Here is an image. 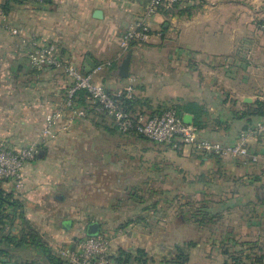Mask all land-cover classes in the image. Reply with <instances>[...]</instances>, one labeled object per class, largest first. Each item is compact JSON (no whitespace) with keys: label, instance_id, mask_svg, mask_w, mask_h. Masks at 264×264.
<instances>
[{"label":"crops","instance_id":"0c3cea01","mask_svg":"<svg viewBox=\"0 0 264 264\" xmlns=\"http://www.w3.org/2000/svg\"><path fill=\"white\" fill-rule=\"evenodd\" d=\"M150 3L25 0L12 3L6 14L0 11V142L12 148L37 142L40 147L37 158L22 169L24 186L11 181L3 186L23 201L26 217L56 251L73 246L84 226L105 223L116 225L117 241L128 234L141 237V231V248L149 254L151 238L162 237L156 225L171 221L166 229L175 242L170 258L180 235L188 237L183 242L194 240L180 225L198 224L193 215L180 216V209L190 210L180 206L179 194L201 202L221 197L210 206L215 221L225 212L223 205L251 192L258 199L250 202L251 211L257 214L242 220V233L232 228L223 235L226 259L228 248L236 250L235 242L264 244V135L249 138L247 157H221L186 145L174 158L171 144L123 133L110 116L95 111L71 123L66 111L56 135H42L46 116L62 108L72 79L61 68H32L29 52L39 40L56 44L65 59L85 72L86 58L95 64L112 61L96 78L111 93L132 85L138 111L155 114L189 102L203 106L201 138L235 143L242 131L264 119L241 115L256 100L264 101V0H178L147 16ZM186 6L195 7L191 16L180 14ZM96 10H102V17L94 15ZM142 16L153 30L149 42L122 48L128 24ZM6 26L22 33L13 34ZM131 49L129 76L120 77L118 66ZM181 113L194 123L193 112ZM147 257L148 264L156 259L154 253ZM0 264L16 263L3 258Z\"/></svg>","mask_w":264,"mask_h":264},{"label":"built area","instance_id":"2783aa9c","mask_svg":"<svg viewBox=\"0 0 264 264\" xmlns=\"http://www.w3.org/2000/svg\"><path fill=\"white\" fill-rule=\"evenodd\" d=\"M43 2V0H34ZM178 0H151L146 15L154 14L162 6L172 5ZM7 27V26H6ZM13 34H21L22 30L7 27ZM152 28L144 16L128 24L120 39L122 48H129L132 43L145 44L152 36ZM32 68L44 70L46 68H61L72 79V85L67 93L62 108L49 113L45 118L42 129L43 136H55V127L66 111H70L69 122L87 115L88 109L79 106L74 95L76 91L85 89L91 108L98 113L110 116L115 126L123 133H137L157 143H168L177 151H183L184 146L190 145L202 152L214 153L221 157L250 156L248 140L252 136L264 135V119L258 120L253 126L241 132L235 143L201 138L199 129L193 123H187L176 108L169 107L160 113L147 114L132 113L124 104L125 99L134 98V87L129 85L111 93L96 77L107 67H112V61L99 62L90 72H85L59 52L56 44L44 41L34 43L29 52ZM68 129L69 126L64 127ZM40 147L32 142L20 148H12L0 142V181H11L18 188L24 186L22 169L28 162L37 158ZM257 160V156H252ZM57 252L70 264H112V240L107 235H90L84 237L73 246L62 247Z\"/></svg>","mask_w":264,"mask_h":264},{"label":"trees","instance_id":"16d2710c","mask_svg":"<svg viewBox=\"0 0 264 264\" xmlns=\"http://www.w3.org/2000/svg\"><path fill=\"white\" fill-rule=\"evenodd\" d=\"M24 1L7 0L4 3H0V11L6 14L12 8V3L17 4ZM47 1L49 0H43V2ZM174 5H177V3ZM194 10V6H186L180 9V14L186 13L191 16ZM88 96L89 93L85 89H80L76 91L74 100L79 106L87 108L88 112H93L94 110L91 108L92 104ZM134 102L135 96L133 99L124 100V104L130 112H143L134 108ZM172 107L176 108L179 114L183 110L193 112L195 114L193 124L198 129L203 124L201 121V114L205 112L203 106L189 102L185 105H180V108ZM241 115L264 116V101L256 100L253 106L251 105L250 109L242 111ZM190 213L195 216L199 225H205V218L209 217L207 220L209 221L212 218L210 215H213L210 206L203 203L191 208ZM17 225H20V229L17 233H14V228ZM99 233L97 231L95 234L88 235H98ZM196 245L197 242L195 240L177 243L174 247V256L167 259L165 264H189L190 250ZM233 245L237 247L236 250L231 252L230 248H228L227 258L223 264H264L263 243L256 240L235 242ZM27 250L28 252L32 251L31 255H28V252L26 253ZM147 256L146 250L141 247L136 248L135 252L125 248H118L117 252L111 255V259L112 264H148L149 257ZM3 258L12 260L16 264H70L48 243L43 234L26 217L23 201L15 197L13 192H8L3 186V181H0V259Z\"/></svg>","mask_w":264,"mask_h":264},{"label":"rangeland","instance_id":"374dc122","mask_svg":"<svg viewBox=\"0 0 264 264\" xmlns=\"http://www.w3.org/2000/svg\"><path fill=\"white\" fill-rule=\"evenodd\" d=\"M162 144H168V143H162ZM169 151L174 156V158L180 157L177 150L170 148ZM169 196H176V194H169ZM178 197H179L180 206L185 205L184 207L185 210L186 209L190 210L189 209L190 207L199 206V205H202V203L212 207L214 206L215 203L220 202L218 199H221V197L216 196V201L207 200V201L201 202L197 199V197H194V196L192 198L190 196L179 194ZM237 198L238 200L236 199L231 200L229 201L230 203H226L225 205L222 206L224 207L225 212L221 213L222 214L221 218L217 216V218L219 217V219L215 221L212 220L213 217L211 218V220L207 221L209 219V217H207L205 218V225L199 226L198 224H195V223H185L183 225H180V229H183L184 231H186L188 235L189 234L194 235V237L191 236L190 238L194 239L197 242V245L195 247H192L190 250V254H191L190 263L191 264L193 263L194 264H223L225 258L222 256V254H223L225 247H227V244L222 242L223 235L228 233V231H230L232 228L235 229V231H237L238 233H242L245 230V227L242 224V220H245V218L247 217L251 218L257 214L256 210L251 211L250 202L256 203L258 201L257 197L251 194V192L250 193H240V195H238ZM172 201H175V200H172ZM188 203H191L194 205L192 206L187 205ZM130 206H132V204H130ZM225 208H227V211L225 210ZM129 209H131V207ZM180 216H184L185 218H188L191 216V214L187 211H181L180 209ZM179 220L181 224L183 219L180 218ZM149 223H152L151 225H154L155 221L152 220L151 222L149 221ZM96 224L98 226V229H100L99 230L100 233L98 234V236L107 235L109 236V238H111L113 251L117 250L116 247L118 248L120 246L124 247L125 249H128L130 247L136 249L137 246H140V247L144 246L143 242L145 241L142 239L143 236H142L141 231H140L141 237H137L136 239H131V235L128 234V236H126L122 240L118 239L117 241L115 237L116 235H114L116 232L115 230L112 229L116 227V225L114 224L108 225L105 223H101L99 225L98 223ZM75 225H76V222H75ZM168 225H171V221L167 222L166 224L156 225V230H158L156 234H161L163 238L161 237L162 239L161 238L155 239V241L152 240L151 238V241H153L151 243L153 247L152 248L149 247L148 250H149V254L154 253V257H156V259L154 260L151 259L150 264H165V261L170 258L169 256H171L172 248L175 242L174 240H170L169 233H166L168 232L166 230L168 228ZM68 227L73 228L74 224H71ZM88 227L89 226L87 227L84 226L85 229H83L80 232L81 233L80 237H77V239L74 240V242H77L78 240L89 236ZM109 228H111V231L109 230ZM183 238L188 239L187 236L182 237L180 235V237L176 239L175 241H178L180 239V243H182ZM163 241L165 244L160 245ZM228 247H229V244H228ZM152 250H158V251L154 252Z\"/></svg>","mask_w":264,"mask_h":264},{"label":"water","instance_id":"95a60500","mask_svg":"<svg viewBox=\"0 0 264 264\" xmlns=\"http://www.w3.org/2000/svg\"><path fill=\"white\" fill-rule=\"evenodd\" d=\"M94 15L96 17H102L103 12L102 10H96L94 12ZM131 54H132V49L129 50L128 54L125 56V58L122 60V62L118 66V75L120 77H128L130 73V61H131ZM95 63L90 60V58H86V72H90L92 68L95 67ZM246 102H251V98L247 97L245 99ZM181 116L183 117V120L187 123L190 120L189 116H184V113H181ZM98 231V226L97 224H90L88 227V234H95Z\"/></svg>","mask_w":264,"mask_h":264},{"label":"flooded vegetation","instance_id":"af4514ba","mask_svg":"<svg viewBox=\"0 0 264 264\" xmlns=\"http://www.w3.org/2000/svg\"><path fill=\"white\" fill-rule=\"evenodd\" d=\"M100 229H98V231H99Z\"/></svg>","mask_w":264,"mask_h":264}]
</instances>
